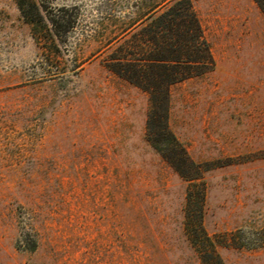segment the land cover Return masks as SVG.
I'll return each mask as SVG.
<instances>
[{
    "label": "rangeland",
    "instance_id": "374dc122",
    "mask_svg": "<svg viewBox=\"0 0 264 264\" xmlns=\"http://www.w3.org/2000/svg\"><path fill=\"white\" fill-rule=\"evenodd\" d=\"M158 1L0 0V264H204L205 235L220 264H264V13L193 0L215 67L171 88L191 181L107 67Z\"/></svg>",
    "mask_w": 264,
    "mask_h": 264
},
{
    "label": "trees",
    "instance_id": "16d2710c",
    "mask_svg": "<svg viewBox=\"0 0 264 264\" xmlns=\"http://www.w3.org/2000/svg\"><path fill=\"white\" fill-rule=\"evenodd\" d=\"M264 13V0H253ZM63 20L52 19L50 27L57 31ZM140 31L123 37L107 60V67L150 97L147 120L148 141L162 157L187 180L192 169L200 172L188 151L172 132L169 124L171 88L186 80L203 76L215 67V59L195 11L193 0H161L149 9ZM167 143L163 144L162 139ZM181 157L186 168L176 165ZM202 228V227H201ZM204 231V230H203ZM209 245L198 248L212 254L204 264H220L216 247L208 235ZM203 246V247H202Z\"/></svg>",
    "mask_w": 264,
    "mask_h": 264
}]
</instances>
